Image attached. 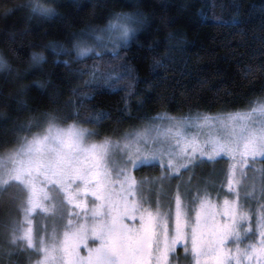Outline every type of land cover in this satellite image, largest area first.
Listing matches in <instances>:
<instances>
[{
	"label": "snow or ice",
	"instance_id": "6c2138e0",
	"mask_svg": "<svg viewBox=\"0 0 264 264\" xmlns=\"http://www.w3.org/2000/svg\"><path fill=\"white\" fill-rule=\"evenodd\" d=\"M33 8L46 16L55 13L51 5L35 4ZM161 19L165 24L173 22ZM151 22L139 7L109 11L100 28L86 24L72 33V50L56 42L49 46L57 62L75 51L71 61H63L65 65L89 54L103 60L108 55L106 45H97L101 50L95 51L84 37L107 36L126 48ZM230 23H239L238 16ZM147 47L151 50L153 44ZM44 59L43 53L33 52L32 65L39 66ZM116 59L125 58L114 47L105 63ZM152 67L166 65L163 59L154 58ZM28 71L18 72L17 77L24 78ZM75 71L89 76L83 81L84 88H98L100 82L111 87L121 78L115 65L108 71L94 62ZM132 72L130 66L125 68L130 85ZM78 90L88 96L84 89H72L73 93ZM123 100L128 109V98ZM44 115L45 126L19 136L0 153V196L19 214L5 224L0 255L32 250L39 257L34 264H175L179 245L188 254V264H264V95L248 99L246 108L227 114L197 109L192 115L191 108L189 115L156 112L140 118L143 128L134 126L115 139L111 135L92 139L98 135L94 130L76 121L62 125L55 111ZM108 115L102 112L98 119ZM149 127L157 129L151 139ZM217 157L227 158L226 184L221 182L227 193L217 190L213 196L205 187L189 197L184 173H191L205 159L215 162ZM142 167L157 169L159 175L138 180L134 170ZM257 172L259 193L254 179ZM173 179H177L175 191L164 200V181ZM151 183L156 184L154 199L146 191ZM74 210L84 217L75 228L69 223ZM33 213L43 214V227L38 231H34ZM58 216L65 217L62 227L56 225Z\"/></svg>",
	"mask_w": 264,
	"mask_h": 264
},
{
	"label": "trees",
	"instance_id": "16d2710c",
	"mask_svg": "<svg viewBox=\"0 0 264 264\" xmlns=\"http://www.w3.org/2000/svg\"><path fill=\"white\" fill-rule=\"evenodd\" d=\"M35 4L51 5L55 13L43 15L34 10ZM137 7L148 13L152 22L138 31L126 48L121 44L117 47L125 59L106 64L111 51L105 50L108 55L103 60L89 54L65 65L64 60L71 61L76 55L73 50L57 62L50 42L72 50V33L86 24L100 28L109 11H134ZM233 16L239 18L235 26L230 23ZM161 17L173 22L165 24ZM149 43L153 44L151 50ZM0 51L11 65L0 70V153L19 136L45 126L47 111H55L62 125L76 121L94 130L98 135L92 139L105 135L115 139L134 126L141 128L140 118L156 112L189 115L191 108L192 115L197 109L226 114L244 109L248 99L264 95V0H0ZM33 52L44 54L39 66L32 65ZM154 58L163 59L166 67L153 70ZM94 62L108 71L115 65L119 81L111 87L100 82L98 88H84L83 81L89 76H81L75 69ZM129 66L133 70L131 85L125 73ZM24 69L28 74L18 78L17 73ZM112 79L115 81V76ZM37 81L46 84L41 86ZM73 88L84 89L88 96L79 90L73 93ZM124 97L129 100L128 109ZM102 112L109 115L98 119ZM211 166H216L213 174L208 172ZM225 169L226 160L217 158L215 162L205 159L191 173L185 172L189 197L205 187L213 196L217 190L226 194L228 189L221 187L226 178L220 176ZM134 175L139 180L159 172L142 167L134 170ZM177 179L164 181L162 199L167 200L175 191ZM146 191L154 199L156 184L151 183ZM18 215L7 198L0 196V244L4 243L7 220ZM76 219L69 218L73 228L78 227ZM83 222L81 218L79 226ZM61 223L58 227L64 226L65 217ZM33 227L34 231L42 228L40 222H34ZM176 251L175 264H188L183 248L178 245ZM38 258L32 250H18L10 257L0 255V264H34Z\"/></svg>",
	"mask_w": 264,
	"mask_h": 264
},
{
	"label": "rangeland",
	"instance_id": "374dc122",
	"mask_svg": "<svg viewBox=\"0 0 264 264\" xmlns=\"http://www.w3.org/2000/svg\"><path fill=\"white\" fill-rule=\"evenodd\" d=\"M84 40L86 41V43L89 45V46H91L92 48H94L95 49V51H100L101 50V48H97L96 46L97 45H101V46H104V45H106V49L105 50H109V51H112V49L115 47V48H117L120 44H121V42H118V41H115V40H110L107 36H104V37H102L101 39H97L96 38V36L95 35H93V34H90V35H88V36H86V37H84ZM227 114V113H226ZM217 115H220V114H217ZM144 126H142L141 128H143ZM140 129V128H139ZM139 129H137V130H139ZM189 130H192L191 128H189ZM157 134V129H155V128H152V127H149L148 129H147V135H148V137L151 139L153 136H155ZM217 158H221V157H217ZM225 160H227V158L226 157H223ZM207 160V159H206ZM215 167L216 166H211L210 167V169H209V174H213L214 173V169H215ZM223 169H224V164H223ZM223 169H222V171H223ZM223 172L221 173V179H222V177H223ZM254 179H255V181H256V184H255V187H256V191H257V193H259V186H260V179H261V177H260V175H259V172H257V174L254 176ZM209 183V182H208ZM208 183H206L205 184V186H207V184ZM199 186H201V185H199ZM202 187V186H201ZM190 188V187H189ZM37 213H39V209L37 210ZM37 213H34V214H37ZM38 215V214H37ZM37 215H33V221L34 222H40V224H41V227H43V225H42V223H41V217H42V215L43 214H40L39 215V220H37ZM67 215V214H66ZM62 218H64V216H58V217H56L55 218V222H56V225H57V227L59 226V225H61L62 223H61V221H62ZM70 218H72V219H75V218H77L76 219V222H77V226H79V223H80V221H81V218H84L81 214H79L77 211H73L72 212V214H71V217ZM51 226H52V224H51V220H49L48 221V228H51Z\"/></svg>",
	"mask_w": 264,
	"mask_h": 264
},
{
	"label": "clouds",
	"instance_id": "9594fccd",
	"mask_svg": "<svg viewBox=\"0 0 264 264\" xmlns=\"http://www.w3.org/2000/svg\"><path fill=\"white\" fill-rule=\"evenodd\" d=\"M10 66V61L5 57L3 52L0 51V70H7Z\"/></svg>",
	"mask_w": 264,
	"mask_h": 264
}]
</instances>
